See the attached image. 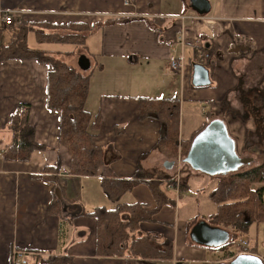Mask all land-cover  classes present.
<instances>
[{
  "label": "crops",
  "instance_id": "crops-1",
  "mask_svg": "<svg viewBox=\"0 0 264 264\" xmlns=\"http://www.w3.org/2000/svg\"><path fill=\"white\" fill-rule=\"evenodd\" d=\"M124 1L0 0V11H11L14 20L22 19L33 25L34 30L27 35V48L31 50L50 53L41 50L40 45L55 42L41 41L38 37V33L58 31L50 25L86 23L93 26L120 18L161 19L165 22L167 41L161 43L158 34L145 22L96 29L87 38L86 55L91 64L94 61L97 66L103 65L92 73L86 104V110L93 117L102 116L99 129L92 130L98 135L97 146L106 149L104 166L96 177L69 174L71 157L58 140L59 114L49 110L46 103L47 76L51 68L33 60L0 64V138L5 145L10 143L12 136L7 123L11 115L15 111L29 112L37 142L48 148L45 155L36 154L29 163L8 162L0 156V264H12L14 249L25 254L28 264H35L38 257L53 256L68 257L73 264H127L125 258L97 256V245L105 234V226H101V222L99 226L98 219L91 214L101 209L115 211L120 205L128 207L135 203L151 212L157 209V203L144 182L124 194L119 202L106 196L104 182L132 181L137 174L152 176L163 180L162 189L172 198L166 177L175 172L167 169L169 159L155 149L161 125L155 119L140 118L139 100H180V143L187 146L206 122V112L215 113L217 107L222 109L237 87H243V95L264 97V0H206L211 10L204 20L184 24L179 17L198 15L192 8V0H133L129 6H125ZM0 29L2 43L7 44L11 29L4 25L1 17ZM201 36L213 39L224 60L213 71V87L199 91L191 88L190 65L202 46ZM182 42L188 68L184 76L171 67L172 59L182 52ZM74 53L69 55L73 58ZM202 107H206L204 112ZM234 110L242 109L235 106ZM244 125L246 155L258 156V148L264 146V142L255 139L260 137L253 135L255 129L251 122ZM59 159L61 170L45 173L47 168H56ZM175 162L179 164L178 159ZM63 169L66 174L62 173ZM197 175H190L184 184L187 181L189 184L190 178ZM40 176L51 180L39 179ZM214 181L211 180L212 191ZM172 199L175 204L163 206L154 217V223H142L138 230L127 228L129 237L124 246L129 247L134 237L143 233L153 236L154 247L147 248L149 252L167 254L162 242L169 240L174 245L173 258L212 264V259H206L205 248L189 244L191 223L182 219L180 213L176 215L179 203ZM127 214H119L124 226L129 221ZM114 226L112 224L111 229L117 230ZM212 252L215 257L219 253ZM173 258L136 261L137 264H173Z\"/></svg>",
  "mask_w": 264,
  "mask_h": 264
},
{
  "label": "trees",
  "instance_id": "trees-1",
  "mask_svg": "<svg viewBox=\"0 0 264 264\" xmlns=\"http://www.w3.org/2000/svg\"><path fill=\"white\" fill-rule=\"evenodd\" d=\"M1 17V15H0ZM145 22L147 27L158 34L159 41L166 43L164 36L165 22L161 19H107L101 23L90 26L86 23H70L68 25L54 26L51 29L58 31L38 33L41 41L67 42L80 47V53L86 55V40L96 29H103L120 23ZM46 24V22H45ZM36 25V24H35ZM48 25V24H47ZM11 29V38L7 44L2 43L3 31L0 29V64L8 61H36L41 65H47L51 68L47 76V108L59 114V145L67 149L71 163L69 174L81 177H96L101 173L100 170L105 163L106 149L97 146V134L92 130H98L101 125L102 116L95 117L86 110V104L89 98L90 79L93 71L102 69L103 65H92L88 72H83L78 65L70 64L67 59H62L52 53L31 50L27 48V35L34 27L31 23L22 19L14 20V24L8 26ZM202 45V51L209 54V59L205 66L209 68L211 76L217 65L224 60V55L216 46L213 39L201 36L199 39ZM74 56L76 53L73 54ZM67 56V55H66ZM71 55H68L70 57ZM88 57V55H86ZM67 58V57H66ZM89 58V57H88ZM90 59V58H89ZM91 61V60H90ZM195 62L193 61L192 64ZM191 64V65H192ZM213 87V85H212ZM192 89H196L192 86ZM242 86L236 88L222 105L224 117L222 120L227 125L226 117L232 113L234 117H241L243 121H253L256 132L262 137L261 128H264V97L258 96L249 99L242 94ZM69 93H71L69 95ZM212 105H215L211 103ZM236 104V105H235ZM238 106L242 110H234ZM242 113V114H241ZM139 114L141 119H155L161 125V136L155 146L159 152L164 154L170 161L175 162L178 158L184 160L189 152L191 142L187 146L180 143V125H181V104L178 99H155L142 98L139 100ZM212 111L206 112V122L194 136L201 132L211 121L218 119ZM8 132L11 134V141L5 145V141L0 138V156L8 162L29 163L32 162L36 154L45 155L48 151L46 146L40 145L36 140V129L30 123L29 112L20 113L15 111L7 123ZM229 130V129H228ZM235 140L237 152L243 157L238 147V141ZM192 139V140H193ZM245 146V153L247 152ZM258 158H264V149L258 151ZM241 154V155H240ZM62 168V161L59 159L56 168H47L45 173H58ZM199 173L193 172L187 164H182L183 186L182 191L187 192L189 184L184 181L189 179L190 175ZM42 180H51L44 176L38 177ZM168 178V179H167ZM171 176L166 177L169 180ZM211 178V177H210ZM218 185L211 192L209 198L218 207L217 213L210 217V220H204L211 226L220 228L229 232L232 238V244L237 243L238 239L247 233L250 226L254 223L264 225V160L258 165L248 167L238 173L228 175L227 177L217 176ZM146 183L157 203V209L146 212L140 204H133L125 207L120 205L115 211L97 210L91 215L98 219L100 226H105V234L101 237L97 245V256L100 257H120L127 259V264H137L141 259H172L174 245L169 240H164L162 245L168 253L149 252L147 248L154 247L152 235L139 233L134 237L130 246H124L128 239L127 228L138 230L142 223H154V217L160 212L163 206H173L174 200L170 198L162 189L163 180L155 179L152 176L135 175L134 180L126 181H105L104 190L106 196L119 202L127 192L132 191L141 183ZM120 213H128L129 221L124 226ZM203 221V220H201ZM200 221L197 219L190 224L188 233V242L190 245L202 247L209 251L223 250L230 242L221 248L212 249L194 244L190 240L192 228ZM115 228L111 229V226ZM240 247V246H239ZM237 248V247H236ZM235 248V249H236ZM252 250V249H251ZM241 253L227 251L222 257L221 262H230ZM251 253H256L255 251ZM227 260V261H226ZM35 264H73V260L68 257H48L36 258Z\"/></svg>",
  "mask_w": 264,
  "mask_h": 264
},
{
  "label": "water",
  "instance_id": "water-1",
  "mask_svg": "<svg viewBox=\"0 0 264 264\" xmlns=\"http://www.w3.org/2000/svg\"><path fill=\"white\" fill-rule=\"evenodd\" d=\"M192 8L203 17L211 10V6L206 0H192ZM78 67L81 71L88 72L91 69L90 59L86 55H82L78 60ZM191 83L196 89L212 86L210 70L202 64H192ZM183 162L192 171L213 178L238 173L251 167L255 163V159L239 156L236 142L230 136L226 124L220 119H215L192 140L189 152ZM166 167L173 171L178 168V164L168 161ZM189 237L194 244L212 249L226 246L231 239L229 232L213 227L204 220L192 228ZM219 264H264V260L259 255L242 254L230 262Z\"/></svg>",
  "mask_w": 264,
  "mask_h": 264
},
{
  "label": "rangeland",
  "instance_id": "rangeland-1",
  "mask_svg": "<svg viewBox=\"0 0 264 264\" xmlns=\"http://www.w3.org/2000/svg\"><path fill=\"white\" fill-rule=\"evenodd\" d=\"M40 47H41V50L44 49V50L50 51V53L54 52L53 53L54 55H57L60 58L65 59V60L68 59V62L70 64H73V65H78V60L81 57L80 47H78L77 45L74 46V44H70L67 42H55V43L47 42L45 44H41ZM72 51L76 52V55L73 58H72V56L68 57L69 53ZM93 65H96L94 63V61H93ZM214 86H215V83H214ZM209 88H211V87H208L205 89H194V90L202 91V90H206ZM70 94L71 93H69V95ZM246 97L249 99H253L251 96H246ZM217 108L218 109H216V111H215V116L220 117L218 119H221V117H224L225 112L222 111L221 108H219V107H217ZM202 110L204 112V110H206V107H202ZM208 111H210V110H208ZM225 114H227V113H225ZM226 119H227V128L231 132L232 136L238 141V147H239L240 153L243 154L242 155L243 157H246L247 155L244 152L245 151L244 148L246 145L243 143L244 134H245L244 130L246 128V126L244 124L246 122L243 121V119L241 117H234L232 115V113H229L227 115ZM237 120H239V121L241 120L243 123H241V121L238 122ZM250 122H251L253 128L255 129L253 121H250ZM238 126H240L242 129ZM255 132H256V130H255ZM261 132L263 133L262 137H264V128H261ZM255 139L259 140V142H261V143L264 142V139H262V138L258 139V137H255ZM262 149H264V146H260L258 148V150H262ZM253 155L254 156H251V157H253V158L255 157V163L252 166L258 165V164L263 162V160H264L263 157L258 158V156H256L255 154H253ZM247 157H249V156H247ZM178 162H179V158H178ZM174 173L175 172H173V174L171 176H173ZM225 177H227V176H225ZM211 180H215L214 182H215V188H216L218 185V179H213V178H210L206 175H197V176H193L192 178H190L188 191L185 192L184 196L181 194V198L179 199V206H178L179 212L177 211L178 212L176 214L177 216L180 213L182 219H184L185 221H188V223H192V222H194L195 219H197L198 221H201V220L209 221L210 220L209 215L212 213H217V211H218L217 205L215 203L211 202L210 201L211 199L209 198L211 191H212V188L214 186V184L212 183L213 181L211 182ZM215 188H214V190H215ZM169 195H171L172 198H174L176 201L178 200V197L174 192L171 191ZM128 198H130V197H128ZM112 204L115 206L114 202H112ZM176 210H174L175 213H176ZM242 240H245L249 244V247H250L249 251H252V252L255 251L257 254H259L261 257H263L262 259L264 260V225L263 224H256V223L252 224L250 226L249 230L247 231V233L243 234V236H241L238 239L237 243L239 244ZM229 242H230V244L228 245V247H226L223 250L216 251V252H219L216 257L212 251L204 249L205 250L204 252H206V255H207L206 259H209V258L212 259V261H214L212 264H219V263H222L219 260H221L222 257L225 255V252L234 251V250L237 252V249H238V251H239V249L242 250L241 247L237 246V244H234V245L232 244V238ZM221 251L222 252L224 251V253H222ZM229 260L231 261V259H229ZM160 264H164V263H160Z\"/></svg>",
  "mask_w": 264,
  "mask_h": 264
},
{
  "label": "built area",
  "instance_id": "built-area-1",
  "mask_svg": "<svg viewBox=\"0 0 264 264\" xmlns=\"http://www.w3.org/2000/svg\"><path fill=\"white\" fill-rule=\"evenodd\" d=\"M133 2V0H125L124 5L129 6ZM1 19L6 26H11L14 24V14L11 11H0ZM179 20L181 21L182 24L186 21H201L204 20V18L199 17L197 15L195 16H183L179 17ZM184 49H185V44L182 42V52L179 57H176L172 59L171 61V67L173 70L179 72L181 76H184L185 73L187 72V65L185 64V56H184ZM209 59V54L203 53L200 51V49H197V55H196V62L203 64ZM181 159H179V164L177 170H175L174 175L167 180V189L169 191H173L177 197V205L179 203V199L181 198V187L183 183V177H182V164H181ZM63 174H66V170H62ZM178 208V207H177ZM177 213V211H176ZM240 246L243 249V253H248L249 251V244L245 241L242 240L240 242ZM25 254L21 251H18L16 249L13 250L12 253V264H28V262L24 259ZM173 264H194L192 261H180L176 257L173 259Z\"/></svg>",
  "mask_w": 264,
  "mask_h": 264
},
{
  "label": "flooded vegetation",
  "instance_id": "flooded-vegetation-1",
  "mask_svg": "<svg viewBox=\"0 0 264 264\" xmlns=\"http://www.w3.org/2000/svg\"><path fill=\"white\" fill-rule=\"evenodd\" d=\"M207 61H208V60H207ZM258 155H260L259 152H258Z\"/></svg>",
  "mask_w": 264,
  "mask_h": 264
}]
</instances>
